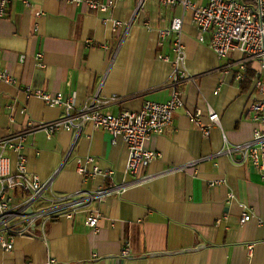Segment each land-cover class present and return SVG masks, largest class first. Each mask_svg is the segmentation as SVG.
I'll return each mask as SVG.
<instances>
[{
    "label": "crops",
    "instance_id": "obj_1",
    "mask_svg": "<svg viewBox=\"0 0 264 264\" xmlns=\"http://www.w3.org/2000/svg\"><path fill=\"white\" fill-rule=\"evenodd\" d=\"M173 16L182 17L191 78L176 83L183 105L170 124L145 142L159 153L142 170L149 178L137 181L125 173V143L119 138L112 144L109 132L90 124L50 136L28 134L26 169L42 180L52 177L48 194L123 186L91 204L101 208L97 230L86 225L85 210L53 219L44 239L16 235L12 250L0 247V264H45L49 257L52 264H264V159L259 169L238 154L215 155L221 132L205 108L219 113L229 143L250 140L256 124L249 120V105L260 63L237 51L217 57L210 35L199 41L191 11L178 3L145 0L138 8L134 0H116L108 12H98L63 0H7L0 16V69L16 81L0 83V136L61 115V108L28 94L36 89L61 92L78 106L94 95L114 96L101 107L109 113L137 110L145 100H168L172 65L157 54L171 55V38L157 46V29ZM242 62L243 77L250 72L247 82L236 76ZM8 156L13 167L16 155ZM87 156L94 161L86 163ZM78 158L88 170L95 164L114 174L83 180ZM244 212L250 217L241 222Z\"/></svg>",
    "mask_w": 264,
    "mask_h": 264
},
{
    "label": "built area",
    "instance_id": "obj_2",
    "mask_svg": "<svg viewBox=\"0 0 264 264\" xmlns=\"http://www.w3.org/2000/svg\"><path fill=\"white\" fill-rule=\"evenodd\" d=\"M27 2V0H24ZM76 5L84 4L88 9L98 12H108L116 0H63ZM140 8L145 0H134ZM161 5L180 4L183 11L190 10L192 20L198 30V40L204 35H210L209 45L217 57H225L229 52L237 51L245 60H257L260 63L259 75L254 78L255 98L249 105L250 119L256 126L250 140L242 143H229L220 126L219 113L206 105L207 117L210 123L219 128L222 145L215 155L224 154L233 158L238 154L241 160H247L259 169L263 167L264 159V0H207L205 5H197L190 0H156ZM7 0H0V16L6 12ZM38 14V13H37ZM118 23V22H115ZM182 17L172 18L167 27L157 29V46L171 38V55L157 54L159 59L169 61L172 65V88L168 100L164 102L145 100L137 110L123 109L117 113L101 110L104 104L115 97L102 99L97 95L91 96L81 105H76L72 97H64L61 92L52 94L46 90L29 91L45 104L62 109L61 115L52 120L32 122L18 130L0 136V247L5 251L13 249V238L16 235L29 234L40 239L46 236V227L53 219L71 217L79 210L89 212L86 225L97 230V221L101 217L100 206L91 207L94 201L102 203L105 197L122 188L121 185L109 184L107 187H94L71 193H49L52 177L40 179L26 169V158L23 153L24 141L28 134L43 131L50 136L63 129L79 131L85 124L106 130L111 135V143L121 139L127 148L125 173L143 181L149 175L142 173L145 166L159 153L145 147V142L153 135L161 133L172 121L175 110L183 105L181 92L176 83L190 79L191 75L185 67V49L181 40ZM41 54H37L39 59ZM241 58V59H242ZM238 79H243L246 69L244 62L240 65ZM16 79L0 69V83L15 82ZM219 87L214 89V93ZM198 112L191 115L195 121ZM209 129H203L207 136ZM8 152L14 153V165ZM86 163L94 161L87 156ZM78 172L83 180L94 175L111 178L112 169H100L93 165L90 170L84 167L82 160L77 159ZM240 221L249 219L248 213H241ZM264 223V222H263ZM251 249V246H248ZM128 249L122 250L127 254ZM53 258L45 264H52Z\"/></svg>",
    "mask_w": 264,
    "mask_h": 264
},
{
    "label": "trees",
    "instance_id": "obj_3",
    "mask_svg": "<svg viewBox=\"0 0 264 264\" xmlns=\"http://www.w3.org/2000/svg\"><path fill=\"white\" fill-rule=\"evenodd\" d=\"M249 76H250V72L248 71L247 73H245V75H244V77H243V82H247V80H249L250 78H249Z\"/></svg>",
    "mask_w": 264,
    "mask_h": 264
}]
</instances>
